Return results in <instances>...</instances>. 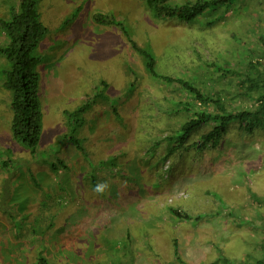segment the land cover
<instances>
[{"label": "rangeland", "instance_id": "obj_1", "mask_svg": "<svg viewBox=\"0 0 264 264\" xmlns=\"http://www.w3.org/2000/svg\"><path fill=\"white\" fill-rule=\"evenodd\" d=\"M17 1L0 0V18L6 17L8 7ZM236 5L235 10L231 9L232 12L219 19L214 18L209 10L197 19V25L192 27L196 30L195 38L202 31V41L193 42L199 48L195 50L197 54L191 49V44L184 41L163 49L166 57L179 53L183 60V73L180 75L184 81L194 83L201 92L210 96L219 92L230 96L227 102L230 110L253 105V102L235 96L241 86L238 75L249 71L251 63L261 62L264 66L263 49L257 38L264 28L263 0H245ZM38 12L48 35L37 50L42 59L38 66V94L43 128L35 154L12 137L10 94L2 88L0 76V215L6 212L8 216L14 214L12 229L4 220L5 216H0L2 242L8 239V244L14 246L15 240L10 234L17 227L23 229L24 223L36 227L34 237L39 238L43 235L41 223L51 217L49 207L58 203L59 211L66 212L70 208V214L62 218L65 224L59 225L62 228L58 233L87 232L83 246L77 250L94 257L96 262L89 264H121L123 261L116 255L118 248L123 253L124 248L129 247L123 245L124 234L129 235L133 243L142 239L140 246L135 244L133 250L135 260L143 258L144 264H163L164 260L166 264H228L222 262L226 257L233 264H264V117L253 133L233 126L221 149L208 153L203 161L184 155L171 168L166 159L160 170L167 180H162L158 172L153 174L157 184L163 185L155 191L160 189L167 195L173 190L175 198L186 197L180 198L179 203L192 216L191 220L204 217L196 230L190 228L192 221H188L189 225L183 227L179 223L174 224L178 230L168 222L164 224L165 230L160 231L163 222L157 210L164 211L162 198L160 205L154 201L148 208L141 197L131 202L122 197L131 191L139 193V188L149 183L146 179L148 168L142 165L138 169L129 167L136 175L135 178H127L130 182L122 179L125 176L122 174L123 164L112 169L99 165L120 154L126 144L155 143L149 136L156 135L159 130L168 136L170 130L160 116L159 104L168 111L170 103L184 104L189 98L180 84L166 85L151 78L141 59L130 53L123 32L96 24L93 15L100 13L124 20L128 32L135 40H140L141 45H145L150 34L156 42V47L151 45L154 53L155 50L161 51L159 40L175 38L178 34L180 39L188 38L189 35H184L188 27L172 21L160 25L144 4L136 0H39ZM210 19L215 21L208 26L206 22ZM4 41L0 31V43ZM212 65L216 67L212 68ZM4 67L6 61L0 58V70ZM221 68L231 70L232 74L224 76ZM167 71L158 61V74L168 75ZM193 77L199 81L192 82ZM135 78L138 84L134 83ZM137 91L140 98L134 105L136 96L133 94ZM98 93L104 94L98 98V103L76 118L74 114ZM134 106L138 107L134 109ZM144 106H150L153 111L145 112ZM114 108L121 120L113 116ZM199 108L214 111L208 105ZM175 118H168L171 127L178 126L180 118ZM81 119L86 124L78 130L75 122ZM161 122L160 128L158 124ZM128 133L134 138L130 140ZM69 135L81 140L77 144H82L83 151L76 149ZM162 150L158 151L163 153ZM60 162L67 168L60 166L55 171L52 166ZM93 173L99 183L107 185V190L115 187L117 180L124 181L122 183L129 189L128 184L135 183L134 189H121L125 193L111 190L97 193L92 183L89 184ZM30 183L35 194L29 198ZM38 183L43 189L36 186ZM184 183L188 187L184 188ZM71 194H74L73 198ZM145 194L150 195L148 192ZM43 198L47 199L49 207L26 206L29 199H36L39 203ZM117 198L124 204H113ZM167 199L168 202L174 200L172 196ZM261 210L262 213L258 214ZM57 218L58 215L53 219ZM176 231L178 234L175 236L182 241L179 248L183 247L184 251L181 261L174 260L168 242ZM144 242L149 243L145 249L153 246L159 253L158 259L151 258L141 249ZM97 244L102 246V253L96 249ZM60 250L56 256L59 259L57 263L73 264L72 252ZM97 253L98 257H95ZM3 256L5 254L1 251L0 258ZM76 259H81V256L76 255ZM31 260L30 255H12L9 260L0 259V264H31Z\"/></svg>", "mask_w": 264, "mask_h": 264}, {"label": "trees", "instance_id": "obj_2", "mask_svg": "<svg viewBox=\"0 0 264 264\" xmlns=\"http://www.w3.org/2000/svg\"><path fill=\"white\" fill-rule=\"evenodd\" d=\"M136 1L142 2L145 9L150 12L154 20L160 25L164 22L172 21L187 26L188 28L187 30H184V35H189V37L180 39V34H178L175 38L169 37L159 40V48L161 51L155 50L154 53L151 45L156 47V42L151 39V35L148 34L150 37L147 35L146 41L144 42L145 45H141L139 43L140 40H135L132 34L128 32V28L124 24V20L117 19L110 15L96 13L93 15L94 22L96 24H100L101 26L115 28L123 32V35L130 46V53L135 54L139 57V59H141L147 74L156 80H161L171 84H180L182 89L187 92L189 99L184 104L179 103L178 105H172V103H170L168 111L162 106V104H159V106L161 105L159 109L161 111L160 116L164 118L163 123L164 125H167L166 128L170 130L168 136H164L162 131L159 130L156 135L152 134L149 136V139L155 141V143L128 144L130 147L126 144L125 150L120 152V154L114 155V157L110 160L101 162L99 165L107 166L112 169L119 164H123L124 172L122 174L125 176H122V179L126 181H130L127 178L136 177L135 174H132L129 167L135 166L136 169H138L139 166L142 165V167L148 168L146 179L149 183L139 188V193L131 191L129 194L122 197L125 199L128 198L127 202L135 201L141 197L142 202H144L148 208L152 207L154 201L159 203V200L162 198L160 201L164 202L162 203L164 211L157 210L158 216L161 218V222H163V226L160 227V231L165 230L164 224L168 222L173 225L179 223L180 227H183L189 225L187 224L188 221H192L190 228L192 230H196L200 226L199 221L204 220V217L202 218V216H198L195 217V220H191L192 216L189 215V213H186L185 208L183 209V207H180L181 205L179 203L180 198L183 200L186 197L180 196L179 198H175L176 196L173 195V190L167 195L163 194L160 189H158V191L161 192L160 194L158 191H155V188H161L163 185L162 183L157 184L153 174L158 172L162 180H167L163 177L162 171L160 170V166L163 165L166 159L170 160L171 168L179 162L184 155H187L189 159L193 158L198 161H203V157L205 155L212 152L216 153L221 149V144L230 133L233 126L242 131L253 133L258 125L263 121L264 117V66L261 62L251 63L249 64V71L238 75V77L241 78V86H239L235 96L239 95V97H242L244 100L253 102V105L248 106V108H241L240 110H230L229 104L227 103L229 99H231L230 96H223L224 94L221 92L210 96L201 92L197 87H195L194 83L184 81L180 75L183 73V60L180 59L179 53L178 55L170 54L166 57V53L163 52V49H165L168 45L173 47L175 43L180 45L182 41H184L186 44L190 43L191 49H193L196 53L199 48H197L196 45H193V42L196 43L202 41V31L197 34L199 35L198 38H195V35H193L196 30L192 29V27L197 25V19L204 13L208 12V10L212 11L215 15L213 16L214 18L219 19L223 17L224 14L232 12L231 9L235 10L237 6L236 4H240L245 0H197L194 3L185 4L178 3V0ZM38 4L39 0H18L17 3L8 7L7 16L0 18V31L5 39L4 42L0 43V58H3L6 61V67L0 70V76L3 79L2 88L10 94V109L12 112L10 127L11 133L14 141L30 149L33 154H35L37 149L40 134L43 128V116L41 113L38 94L40 86L38 66L42 64V59L40 55H38L37 50L48 35V29L40 20ZM214 21V19L207 20L206 24L211 26ZM260 32L261 33H258L257 38L262 46L264 55V28ZM146 43H148L147 46ZM182 49L183 48L181 47V50ZM158 61L168 70V75L158 74ZM185 67L186 66H184V69ZM213 67L216 66L212 65V68ZM221 71L224 76L232 74L231 70L225 71L221 68ZM191 81L197 83L199 80L193 77L191 78ZM134 83L138 84L137 78L134 79ZM103 95L104 94L98 93L94 98L90 99L87 105L82 106L81 109L74 114L76 118L78 115L83 113L84 110L94 107V105L99 101L98 98H101ZM133 95L136 96L133 101V104L135 105L140 98V93L137 91ZM181 105H183L182 108H180ZM203 105L210 106L214 111H207L204 109L201 110L199 106ZM137 107L138 106H134L133 108L135 109ZM144 108L143 110H145V112L153 111L150 106H144ZM114 111L115 112H112V114L115 119L121 120L122 118L116 108H114ZM160 116L158 120L160 119ZM174 117H176L175 119L180 118V120L178 121V126L171 127L168 123V118ZM75 123H77V129L79 130L84 127L86 121L81 119ZM162 125V122L158 124L160 128ZM128 136L130 140L134 138V136L129 135V133ZM69 138L73 141L76 149L83 151L82 144H77L81 142L80 139H75L73 136H70ZM194 138H196V140H194ZM159 148L161 150L163 149V153L158 151L160 150ZM6 163H8V161L5 162V164ZM60 166L67 168L66 164L63 162L53 165L52 168L56 171ZM90 178L93 180H91L89 184L92 183L93 187H96L99 182L96 179L95 173H93V175L90 174ZM122 182L124 181L117 180L114 183L115 187L105 190L125 193V190L130 191L134 189L135 183L128 184L130 187L129 189ZM182 186L184 188L188 187L186 183ZM123 188H125L124 191L121 190ZM146 192L150 193V195L146 196ZM73 196L74 194H71L72 198ZM170 196H172L174 200L171 202L166 201ZM113 204L117 206L124 203L122 199L120 200L117 198V200L113 201ZM54 205H56L57 208L56 206L52 208L49 207L51 217L41 223L43 235L39 238L34 237V229L36 227L26 225L25 223L23 229L17 227L14 230L16 232L12 230V233H9L15 240L14 246H10L8 244V239L6 242H2L3 236H1L0 253L2 251L5 256L0 259L9 260L12 255H22L24 257L26 255H30L32 257L31 264L33 261L35 264H58L57 260L59 259L56 256L60 254V248H62L64 252H72L73 264H89L91 262H96V260L93 259L94 257H88L86 251L83 252L82 250H77L81 249V245L83 246V242L85 241L84 238L88 235L87 232L84 233L85 231L83 232L82 230H79L78 233H58V230L62 228L59 225L65 224V219L62 218L70 214V208L64 212V210L59 211L58 203ZM73 211L71 213H73ZM262 211L263 210H261L258 214L262 213ZM229 214L232 213L230 212ZM1 215L5 216L4 220L9 224L10 228H14L11 224L14 219L12 215L14 214L12 213V217L8 216V212ZM56 215H58V218L53 219ZM141 216H143V214ZM138 223L141 226L143 225L142 222ZM29 226L31 227L30 229L28 228ZM174 228L177 230L179 229L175 225ZM25 229L27 231H25ZM7 231L8 230L4 233ZM25 232H27V234H25ZM80 233L83 235L80 236ZM177 234L178 231L173 233V239H169L168 242L169 245H171V253L174 256V260L181 261L183 260L184 251L182 248H179L182 241L175 236ZM122 240H125L123 245L127 244L129 247L124 248L123 253L120 250L121 248H118V253L116 255L120 256V260L123 261L121 264H144L143 258H140L137 261L135 260L133 250V247L136 246L135 244H139L140 246L142 239L140 242L135 240L133 243L131 237L124 234ZM147 244L149 243L144 242L141 249H143L151 258L158 259L159 253L153 249V246H149V248L145 249ZM107 245L110 247V244ZM5 249L9 251V255H7ZM96 249L98 252L102 253L101 245L97 244ZM103 250L106 251L105 249ZM110 252L113 254L111 249ZM78 254L81 256V259H76V255ZM43 255L44 257H42ZM95 257H98V253ZM19 260L22 261L25 259ZM10 261L15 262V260ZM222 262L233 264V261L230 260L229 257H226L225 261ZM163 264H166L165 260Z\"/></svg>", "mask_w": 264, "mask_h": 264}, {"label": "crops", "instance_id": "obj_3", "mask_svg": "<svg viewBox=\"0 0 264 264\" xmlns=\"http://www.w3.org/2000/svg\"><path fill=\"white\" fill-rule=\"evenodd\" d=\"M36 186H38L39 188H41V189H43L41 186H40V184L38 183ZM28 191H29V193H28V196H29V198H30V196H33L34 194H35V190H34V186H32L31 185V183H30V185L28 186ZM47 200V199H46ZM45 200V198H43V200L42 201H40L39 203L36 201V199H33V200H31V199H29V201L27 202V204H26V206L27 207H32V205L33 204H37V205H40L41 207H43V208H47V207H49V203H47V201ZM141 219H142V216H141ZM199 229V228H198ZM183 246V245H182ZM181 248H183V247H181ZM6 253H7V255H9L8 254V252L9 251H5ZM202 258V257H201ZM200 260H202V259H200Z\"/></svg>", "mask_w": 264, "mask_h": 264}, {"label": "clouds", "instance_id": "obj_4", "mask_svg": "<svg viewBox=\"0 0 264 264\" xmlns=\"http://www.w3.org/2000/svg\"><path fill=\"white\" fill-rule=\"evenodd\" d=\"M165 84H166V85H170L171 83H166V82H165ZM168 160H169V159H168ZM169 162H170V160H169ZM170 171H171V170H170ZM106 187H107V185H106L105 183H99V184L96 185L94 191L97 192V193H103L104 190L106 189Z\"/></svg>", "mask_w": 264, "mask_h": 264}]
</instances>
